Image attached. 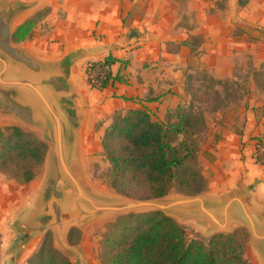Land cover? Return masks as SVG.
<instances>
[{"label": "crops", "instance_id": "0c3cea01", "mask_svg": "<svg viewBox=\"0 0 264 264\" xmlns=\"http://www.w3.org/2000/svg\"><path fill=\"white\" fill-rule=\"evenodd\" d=\"M216 1L186 0L184 5L177 0H38L35 10L20 21L19 27L40 10L48 9L32 33L34 38L17 44H24L46 62L76 54L72 80L84 116L83 157L88 137L93 134L99 136L103 150L105 129L117 113L145 109L156 121L165 122L169 116L176 119L188 102L186 82L195 70V61H201L203 69L218 79L235 80L238 71L246 72L247 67L235 65L238 58L253 57L256 68L261 67L264 0H245L242 4L224 0L223 6ZM197 35L203 37V43L195 56L193 44L182 42ZM108 57L118 60L111 70L121 80L98 91L87 83L86 66ZM219 149L224 157L234 153L228 144H221ZM254 179L246 177L241 183L250 184ZM233 182L231 179L218 190L235 186ZM258 188L257 200L264 204V183ZM17 212H22L18 205L3 212L0 232L5 233L7 222ZM41 244L29 247L26 255Z\"/></svg>", "mask_w": 264, "mask_h": 264}, {"label": "water", "instance_id": "95a60500", "mask_svg": "<svg viewBox=\"0 0 264 264\" xmlns=\"http://www.w3.org/2000/svg\"><path fill=\"white\" fill-rule=\"evenodd\" d=\"M37 5L38 0H0V119L39 134L49 146L45 175L30 207L13 222L10 248L0 262L18 264L36 240L50 233L53 248L71 264H89L82 245L70 241L74 230L113 215L160 212L178 224L194 221L212 236L245 229L250 250L264 264V204L256 196L263 183L259 178L219 193H170L144 200L91 186L82 159L84 116L72 80L76 54L46 62L14 41L20 21Z\"/></svg>", "mask_w": 264, "mask_h": 264}, {"label": "trees", "instance_id": "16d2710c", "mask_svg": "<svg viewBox=\"0 0 264 264\" xmlns=\"http://www.w3.org/2000/svg\"><path fill=\"white\" fill-rule=\"evenodd\" d=\"M48 12L47 9L26 20L15 33L14 41L29 40ZM117 61L108 57L104 61L88 63L85 71L89 86L104 91L120 81L111 70ZM97 67L109 70L105 79L93 82L89 74ZM175 120L156 121L145 109L124 115L117 113L112 117L102 137L103 154L111 168V189L141 200L164 197L175 189L189 195H198L204 190L197 186L202 178L188 167L195 151L185 141L177 145L173 141L183 134L188 136L197 126L196 120L183 110ZM6 130L8 134L0 131V159L14 156L18 160L31 158L42 162L46 150L44 144L31 140L19 128ZM257 162L264 166L261 158ZM17 166L24 170L25 182H31L34 175L27 167ZM76 232L74 230L70 235L72 244H75ZM247 239L245 231H237L216 234L204 241L192 238L184 227L163 213L128 215L112 224L103 241L101 261L102 264H251L246 255ZM25 263L71 264L53 248L51 234L26 257L22 264Z\"/></svg>", "mask_w": 264, "mask_h": 264}, {"label": "rangeland", "instance_id": "374dc122", "mask_svg": "<svg viewBox=\"0 0 264 264\" xmlns=\"http://www.w3.org/2000/svg\"><path fill=\"white\" fill-rule=\"evenodd\" d=\"M177 1H181L184 5L186 2V0ZM244 1L239 0L241 4ZM224 2V0H217L216 4L223 6ZM184 5L183 8H185ZM45 11L42 9L38 13ZM185 20L187 22V19ZM31 38H34V35ZM182 43L187 46L193 44V52L197 56V51L203 43V37L191 36L185 43ZM235 65L247 67L246 72H237L235 80L213 77L203 69L201 61L199 64L194 62L195 70L193 74L187 77L188 102L184 104L183 111L190 118L196 120L197 126L189 131L188 136L183 134L174 138L173 141L175 145L185 141L195 151L193 158L188 162V167L202 178L197 183V186L204 188L201 193H219L218 189L224 187L231 179H234L235 186L233 187H237L239 184L244 185L241 182L246 177L250 180L260 177L264 183V166L257 162V159L262 156L260 154L261 149H264V145H262L264 143V62L261 63V67L256 68L257 62L253 57H245L241 58L240 61L238 58ZM169 120L176 121L171 116H169ZM10 127L21 129L29 135L31 140L44 144L46 150L40 163L31 158L18 160L14 156L0 159V223L3 212L11 211L17 205L23 211L30 207L33 196L45 175V161L49 150V146L42 141L39 134L22 129L10 121L0 119V131L2 133L8 134L6 129ZM221 144L231 145L234 153L224 157V152L219 149ZM86 148L88 149L87 154L82 156V159L87 166L91 186L106 192H113L114 190L109 185L111 168L101 149L99 136L96 134L89 136ZM263 157L264 155L261 157V161H264ZM4 160L6 164L3 163ZM18 164L27 167L34 175L31 182H25L24 170L18 168ZM215 177L217 178L215 179ZM233 183L232 185H234ZM171 195L189 194L175 189L171 191ZM20 213L17 212L12 220L7 222L5 233L0 232V259L7 257L12 237V221L14 222ZM125 216L127 215H113L92 222L82 231L75 230L77 232L74 233V245H82L89 264H102L101 252L105 236L109 233L112 224ZM180 225L188 231L192 238L196 237L207 241L212 237L194 221L181 222ZM238 231L247 233L245 229ZM46 236L36 240L30 248L42 243ZM248 239L246 242L247 258L251 264H259L248 246ZM28 255L24 256L18 264H22Z\"/></svg>", "mask_w": 264, "mask_h": 264}, {"label": "built area", "instance_id": "2783aa9c", "mask_svg": "<svg viewBox=\"0 0 264 264\" xmlns=\"http://www.w3.org/2000/svg\"><path fill=\"white\" fill-rule=\"evenodd\" d=\"M108 68H102V67H97L95 70L91 71L89 74L90 79L94 82L97 81L98 79H105L107 76V71ZM260 154L263 156L264 155V149H261ZM261 156V157H262ZM260 157V158H261ZM264 158V157H263Z\"/></svg>", "mask_w": 264, "mask_h": 264}]
</instances>
